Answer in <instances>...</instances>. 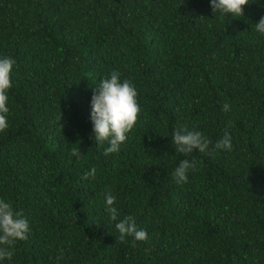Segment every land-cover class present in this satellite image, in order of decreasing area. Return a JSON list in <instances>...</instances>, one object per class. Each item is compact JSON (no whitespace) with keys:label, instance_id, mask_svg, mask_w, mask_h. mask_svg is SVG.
I'll list each match as a JSON object with an SVG mask.
<instances>
[{"label":"trees","instance_id":"1","mask_svg":"<svg viewBox=\"0 0 264 264\" xmlns=\"http://www.w3.org/2000/svg\"><path fill=\"white\" fill-rule=\"evenodd\" d=\"M262 16L264 0L240 18L210 0H0V58L16 61L0 199L30 227L0 264H264ZM113 70L133 82L141 112L105 156L91 98ZM185 128L203 133L208 154L175 152ZM226 131L230 151L215 147ZM184 159L196 168L177 183ZM109 190L146 240H119Z\"/></svg>","mask_w":264,"mask_h":264},{"label":"clouds","instance_id":"2","mask_svg":"<svg viewBox=\"0 0 264 264\" xmlns=\"http://www.w3.org/2000/svg\"><path fill=\"white\" fill-rule=\"evenodd\" d=\"M212 11L222 15L231 14L232 17L244 16V8L250 2L256 0H210ZM255 29L264 35V16L257 23ZM16 61L11 57L0 58V133L8 128V92L12 87L11 73ZM138 92L133 82L121 80L118 71L113 70L108 78L102 79L94 88L91 98V121L96 143L108 147L104 149V155L117 154L121 146L128 139V134L136 127L140 119L141 108L138 102ZM224 111L229 110L225 103ZM61 120V117H60ZM231 134L225 132L223 138L217 141L215 147L224 150H232ZM172 143L175 152L185 156L198 149L200 153H209L210 141L200 131L178 129L172 135ZM71 155L77 159L82 158L80 149L71 150ZM196 162L188 159L181 160L173 172L177 183L188 181V171L195 170ZM96 169L86 171L83 180L95 179ZM116 197L111 191L105 192V211L109 219L115 222V229L119 233V240L123 242L126 237H132L135 241H143L148 238V233L137 226L135 219L130 216L120 218V212L115 206ZM30 227L28 220L24 218L22 211L16 210L11 202L0 199V261L11 260L14 255L16 243L28 239ZM62 258L58 257V259Z\"/></svg>","mask_w":264,"mask_h":264}]
</instances>
